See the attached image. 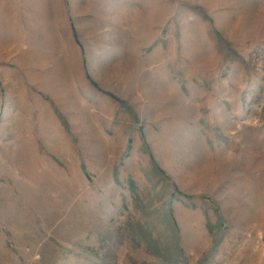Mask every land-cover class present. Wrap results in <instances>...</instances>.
Here are the masks:
<instances>
[{
    "label": "rangeland",
    "instance_id": "obj_1",
    "mask_svg": "<svg viewBox=\"0 0 264 264\" xmlns=\"http://www.w3.org/2000/svg\"><path fill=\"white\" fill-rule=\"evenodd\" d=\"M0 264H264V0H0Z\"/></svg>",
    "mask_w": 264,
    "mask_h": 264
}]
</instances>
